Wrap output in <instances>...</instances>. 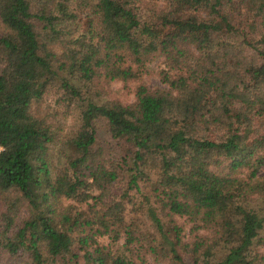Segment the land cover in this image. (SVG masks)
Wrapping results in <instances>:
<instances>
[{
	"label": "trees",
	"instance_id": "16d2710c",
	"mask_svg": "<svg viewBox=\"0 0 264 264\" xmlns=\"http://www.w3.org/2000/svg\"><path fill=\"white\" fill-rule=\"evenodd\" d=\"M135 1L0 0V193L14 189L26 203L17 221L5 215L0 259L148 264L157 255L175 264H264V136L210 138L198 120L219 101L264 111V38L251 45L257 62L242 77L231 46L220 42L235 31L225 21L229 12L241 5L264 11V0H155L165 3L156 24L140 21ZM90 6L99 28L84 11ZM152 52L172 72L161 78L168 89L139 84L129 104L89 96L96 76L133 79L131 65L142 66ZM55 84L79 120L61 143V168L49 158L54 133L36 108ZM99 118L113 139L131 147L119 162L94 146ZM121 172L122 197L154 174L156 206L147 212L156 237L126 225L121 195L109 197ZM175 217L197 234L182 241ZM121 238L122 249L135 245L143 253L118 252L112 245Z\"/></svg>",
	"mask_w": 264,
	"mask_h": 264
},
{
	"label": "rangeland",
	"instance_id": "374dc122",
	"mask_svg": "<svg viewBox=\"0 0 264 264\" xmlns=\"http://www.w3.org/2000/svg\"><path fill=\"white\" fill-rule=\"evenodd\" d=\"M164 2L155 0H136L134 8L137 12L140 21L155 22L156 14L160 6ZM229 6H227L228 8ZM230 8V7H229ZM96 8L90 6L84 11L93 18L92 24L95 28H99V20L95 18ZM192 12V11H191ZM194 13V12H193ZM204 19L216 20V18L209 14L200 13ZM225 19L226 22L233 25L235 31L227 35H223L220 42L222 45H230L233 51L234 60L237 63L235 72L238 76L244 74L247 64L256 63L257 58L254 49L251 45L257 47L254 41L264 38V11L260 6L250 8L247 5H241L236 12L228 13ZM144 22V23H148ZM80 31L76 29L75 35ZM232 32V30H230ZM243 31V32H242ZM248 42V44L246 43ZM230 51V50H229ZM245 66V67H244ZM131 67L136 72V77L130 80L122 81L120 79H108L103 76H96L94 83L89 87V96H92L98 103L116 101L121 104H129L134 100V90L139 84H143L149 89H168V86L161 80L162 74L168 71L164 57L159 52H152L147 55L143 61V65L137 67L132 64ZM243 68V69H242ZM172 74L171 71H168ZM242 73V74H241ZM37 113L41 114L47 125L54 133V140L49 146L48 155L53 162L55 168H61L64 159L62 157L61 143L63 138L71 135L78 126V111L63 97L62 90L57 84L49 87L42 98L36 104ZM199 113V110H198ZM214 117L211 120V117ZM200 120V131L202 134L210 138H224L229 135L239 133L246 140L264 136V111H262L256 104H243L234 100L227 102L219 101L213 107H209L202 115L198 114ZM94 126L96 129L95 148L101 151L102 156L108 162H119L124 155H128L131 147L123 140L113 139L105 125L102 118L95 120ZM64 138V139H65ZM264 173V164L260 168L258 174ZM127 175L125 172L120 173V178L113 182L109 187V197L118 199V196L126 188ZM154 180V174L151 173L148 179L144 177L139 179L137 187L128 191V197H122L123 211L122 216L126 225L139 228L142 232L150 236H155L156 233L152 226V222L147 212L149 206L155 207L156 204L151 203L150 183ZM71 204L76 203L69 201ZM264 203V200H261ZM26 203L20 194L11 189L7 192L0 193V226L2 227L6 222L5 215L15 216V221L21 216L26 215ZM161 218L162 223L167 225L168 218L165 215L157 214ZM177 226L179 227L180 239L186 240L194 237L197 234L191 229V223L184 217H175ZM106 242L105 239H102ZM123 238L118 240L112 246L118 247V252L124 251L137 254L143 253L142 247L132 245L131 247H124L122 249ZM127 248L129 250H127ZM0 264H26L21 257H3L0 259ZM77 264H85L82 259H79ZM148 264H175L170 259L163 260L157 255H153L148 259Z\"/></svg>",
	"mask_w": 264,
	"mask_h": 264
}]
</instances>
